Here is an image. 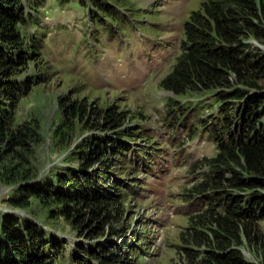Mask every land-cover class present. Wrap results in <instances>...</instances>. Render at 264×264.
Wrapping results in <instances>:
<instances>
[{
  "label": "rangeland",
  "instance_id": "obj_1",
  "mask_svg": "<svg viewBox=\"0 0 264 264\" xmlns=\"http://www.w3.org/2000/svg\"><path fill=\"white\" fill-rule=\"evenodd\" d=\"M202 1L40 0L33 13L37 25L27 27L37 55L22 73L32 78L14 114L15 124L34 121L39 131L24 146L0 144V214L31 220L56 238L60 252L49 264H84L81 257L91 246L108 241V250L130 264L198 263L184 250L202 248L186 243L182 233L189 217L213 200L211 190L192 191L209 172L192 166L216 153L208 137L211 124L202 127L220 121L219 103L216 91L178 96L161 88L160 81L180 52L184 21ZM245 42L264 54V41L250 37ZM61 99L84 100L95 110L116 108L127 116L121 129L130 137L123 136L125 145L117 144L120 153L112 159L118 188L105 184L116 194L108 205L115 214L108 227L118 234H79L62 215V203L23 190L56 172L75 170L78 163L71 158L85 139L111 135L81 122L71 132H56ZM109 147L107 156L115 151ZM16 197L27 207L14 205ZM256 250L247 243L241 247L247 261L259 263Z\"/></svg>",
  "mask_w": 264,
  "mask_h": 264
},
{
  "label": "trees",
  "instance_id": "obj_2",
  "mask_svg": "<svg viewBox=\"0 0 264 264\" xmlns=\"http://www.w3.org/2000/svg\"><path fill=\"white\" fill-rule=\"evenodd\" d=\"M39 4L40 0H0V144L5 147L24 146L39 131L34 121L15 124L14 118L32 78L22 73L37 55L27 27L37 25L33 13ZM250 37L264 41V0L202 1L184 21L180 52L160 81L161 88L178 96L216 91L219 103L220 121H208L202 127L211 124L208 137L217 151L192 166L209 171L192 191L211 190L214 203L210 201L201 214L189 217L190 225L182 233L186 243L202 248L184 250L188 260L196 258L197 264H264V231L260 229L264 224V54L245 42ZM59 104L62 117L56 132H71L75 122H81L89 130L111 135L85 139L71 158L78 163L75 170L56 172L23 190L62 203V215L79 234L88 238L102 237L108 231L109 236L118 234L108 227L115 215L108 205L116 201V194L106 185H117L111 176L116 169L112 159L120 153L117 144L125 145L123 136L130 137L121 129L127 116L116 108L92 109L84 100L61 99ZM107 146L115 150L109 157ZM13 204L27 207L21 197ZM110 243L97 242L89 251L82 249L88 251L87 257H81L84 264H91L89 260L126 264L125 258L108 250ZM245 243L257 248L259 263L246 260L241 251ZM59 246L55 237L33 221L0 214V264H49L59 254Z\"/></svg>",
  "mask_w": 264,
  "mask_h": 264
}]
</instances>
